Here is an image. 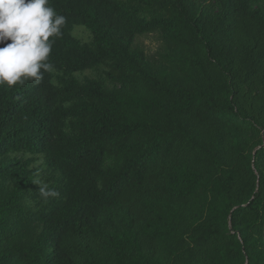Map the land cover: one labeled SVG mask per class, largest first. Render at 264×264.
I'll return each mask as SVG.
<instances>
[{"label":"trees","instance_id":"16d2710c","mask_svg":"<svg viewBox=\"0 0 264 264\" xmlns=\"http://www.w3.org/2000/svg\"><path fill=\"white\" fill-rule=\"evenodd\" d=\"M48 6L55 71L0 86V264H264V0Z\"/></svg>","mask_w":264,"mask_h":264},{"label":"clouds","instance_id":"9594fccd","mask_svg":"<svg viewBox=\"0 0 264 264\" xmlns=\"http://www.w3.org/2000/svg\"><path fill=\"white\" fill-rule=\"evenodd\" d=\"M48 5L49 0H0V86L39 83L55 71L49 56L66 19Z\"/></svg>","mask_w":264,"mask_h":264},{"label":"rangeland","instance_id":"374dc122","mask_svg":"<svg viewBox=\"0 0 264 264\" xmlns=\"http://www.w3.org/2000/svg\"><path fill=\"white\" fill-rule=\"evenodd\" d=\"M75 35L84 41L87 40V34L81 28L75 30ZM137 44L144 49L148 57L152 58L159 53L158 51L161 49L162 40L159 35L151 34L138 38Z\"/></svg>","mask_w":264,"mask_h":264}]
</instances>
